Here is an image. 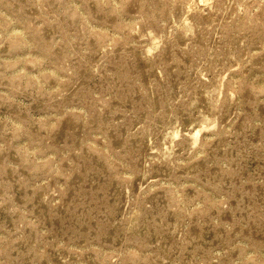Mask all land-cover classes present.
Returning a JSON list of instances; mask_svg holds the SVG:
<instances>
[{"label": "rangeland", "instance_id": "obj_1", "mask_svg": "<svg viewBox=\"0 0 264 264\" xmlns=\"http://www.w3.org/2000/svg\"><path fill=\"white\" fill-rule=\"evenodd\" d=\"M0 264H264V0H0Z\"/></svg>", "mask_w": 264, "mask_h": 264}]
</instances>
